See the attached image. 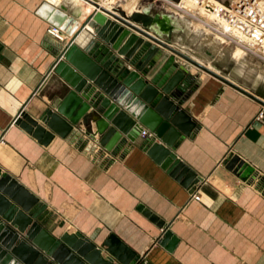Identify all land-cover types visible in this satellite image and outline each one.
<instances>
[{
	"label": "crops",
	"instance_id": "0c3cea01",
	"mask_svg": "<svg viewBox=\"0 0 264 264\" xmlns=\"http://www.w3.org/2000/svg\"><path fill=\"white\" fill-rule=\"evenodd\" d=\"M42 1L0 0V168L46 205L41 224L55 237L79 231L97 246L113 234L137 255L135 264H264V107L174 54L194 76L180 107L199 128L172 152L198 181L182 185L139 136L123 156L96 146L101 153L93 157L86 146L95 139L85 132H96L94 121L86 125L81 116L62 137L41 120L48 108L63 105L75 114L80 107L67 100L79 95L64 78L53 69L46 75L70 36L47 32L51 24L36 14ZM57 3L79 22L86 17L82 0ZM92 36L84 28L75 43L83 48ZM23 115L42 127L40 137L22 126ZM235 153L254 167L246 180L224 165ZM140 205L168 224L176 239L171 249L160 244L162 228Z\"/></svg>",
	"mask_w": 264,
	"mask_h": 264
},
{
	"label": "water",
	"instance_id": "95a60500",
	"mask_svg": "<svg viewBox=\"0 0 264 264\" xmlns=\"http://www.w3.org/2000/svg\"><path fill=\"white\" fill-rule=\"evenodd\" d=\"M85 1L98 10L82 22L66 12L64 6L46 0L36 9L37 15L70 36L46 75L53 69L64 78L79 95L72 93L67 100L72 97L73 105L80 104L75 114L72 109L64 113L63 105L57 111L48 108L41 120L62 137L72 131L73 123L81 116L86 125L94 121L99 145L111 155L120 156L129 151L144 126L157 139L145 140L146 153L182 185L196 183L195 172L172 152L182 136L192 137L199 128L180 107L194 76L174 54L263 107L264 98L172 46L173 33L183 28L171 12H155L147 6L127 14L123 9L108 10L97 0ZM84 28H90L93 36L79 48L75 39ZM159 47L171 53H161ZM21 111L22 108L18 114ZM21 124L39 137L43 134L42 127L30 117L23 115ZM224 165L242 180L254 171L236 153ZM45 207L37 196L0 168V264H135L138 259L113 234L100 246L79 231L53 236L39 221ZM138 209L162 228L159 242L171 249L176 239L168 224L149 209L141 205ZM103 251L106 256H102Z\"/></svg>",
	"mask_w": 264,
	"mask_h": 264
},
{
	"label": "rangeland",
	"instance_id": "374dc122",
	"mask_svg": "<svg viewBox=\"0 0 264 264\" xmlns=\"http://www.w3.org/2000/svg\"><path fill=\"white\" fill-rule=\"evenodd\" d=\"M105 1L107 2V0L102 2L106 3ZM142 1L114 0L112 5L113 8L126 12L127 9H137ZM148 2L151 4V10L169 11L184 19L193 28L189 34L183 30L172 36V43H178L184 53L204 65L212 66L218 73L235 79L247 90L264 98V49L260 50L262 52L257 51L258 48L254 46L244 45L248 43L247 39L242 40L244 42L242 43L228 36V32L221 33L213 21V15L207 9L195 5L192 0H187L186 5L178 0H146V3ZM217 35L220 39L216 37ZM216 38L221 49L223 48L221 53L218 52V48L211 45V39ZM218 54H221V57H218ZM86 151L93 154V157L101 153L95 145L86 146Z\"/></svg>",
	"mask_w": 264,
	"mask_h": 264
},
{
	"label": "built area",
	"instance_id": "2783aa9c",
	"mask_svg": "<svg viewBox=\"0 0 264 264\" xmlns=\"http://www.w3.org/2000/svg\"><path fill=\"white\" fill-rule=\"evenodd\" d=\"M192 1L198 7L211 11L213 15L218 17L221 22L224 23V25H226L230 30L242 34L246 38H249L255 43H257V51L263 49L264 0H235L233 3L228 4L227 6L223 4H215L211 0ZM47 32L50 35H53L54 37L58 38L59 40H62L64 37V32L52 25L47 28ZM261 114L262 110L259 112V115ZM85 133L88 134V131ZM88 136H90V138L93 137L95 139V146L101 147L98 143L99 137H97L96 132L90 131ZM138 136L148 141L156 140L155 133L143 127L139 131ZM191 197L196 201L200 200V194L197 190L192 191Z\"/></svg>",
	"mask_w": 264,
	"mask_h": 264
},
{
	"label": "bare ground",
	"instance_id": "6f19581e",
	"mask_svg": "<svg viewBox=\"0 0 264 264\" xmlns=\"http://www.w3.org/2000/svg\"><path fill=\"white\" fill-rule=\"evenodd\" d=\"M46 1H49L50 3H57V4H60V3H63V1L64 0H46ZM82 1H84L85 3H86V5H85V7H84V9H83V11H84V14H86V16L89 14V13H91V12H93V11H95V10H98L97 8H95V6L93 5V4H91V3H89L88 1H85V0H82ZM102 1H104V0H102ZM101 0H98V3H99V5L100 6H103V7H105L106 9H108V10H110L111 8H113L114 6L112 5V4H114V0H107V2L106 3H104V2H102ZM178 1H180L181 3H183V4H187L186 2H187V0H178ZM211 1H213V3H215V4H223V5H225V6H227L228 4H231V3H233L235 0H211ZM75 2H77V0H73V3H75ZM129 2H131V1H129ZM146 0H143L142 2H141V4H139L138 5V7H137V9H142V8H145V7H147V6H150L151 4L148 2V3H146ZM129 5V4H128ZM185 10V9H184ZM83 11L81 12V13H83ZM132 11V9H127V11H126V13L127 14H129L130 12ZM209 11V10H208ZM103 12V11H102ZM117 11H115V13H116ZM212 15H213V13L211 12V11H209ZM103 13H105V12H103ZM105 15H107V16H109V14L108 13H105ZM172 15H173V19H174V21L178 24V25H180L182 28H184L185 30H186V33H188L189 34V32L191 31V30H193V28L184 20V19H182L181 17L179 18L177 15H175V14H173L172 13ZM110 17V16H109ZM213 17H214V23L216 24V26H218L219 27V29H220V32L221 33H225V32H228V36L230 35V37H232V38H235V39H237V41L238 40H240V42H242V43H244L242 40H246L247 39V41H248V43H244V45H246V46H248V47H250V46H254V47H256V48H258V46H257V43H255L254 41H252L251 39H249V38H246L245 36H243L242 34H239V33H236V32H234V31H232V30H230L226 25H224V23H222L221 22V20L218 18V17H216V16H214L213 15ZM203 21H205V20H203ZM215 29V28H214ZM188 31V32H187ZM218 31V30H217ZM210 34V33H209ZM217 38H219L220 39V36H216ZM67 38V37H66ZM211 39V45L213 46V47H215V48H218L219 49V53H221V51H222V49H221V47H220V42L218 41V39ZM80 39V38H79ZM85 42V41H84ZM259 49H261V48H259ZM263 49H264V46H263ZM221 57V54H218V57ZM247 90V89H246ZM247 91H249V90H247ZM249 92H251V91H249ZM71 118H73L74 119V117L73 116H71ZM145 145V144H144ZM4 146V145H3ZM1 148V147H0ZM8 149V148H7ZM6 149V150H7ZM1 150V149H0ZM11 153V152H10ZM257 153V152H256ZM5 154V153H4ZM9 154V153H8ZM256 157V156H255ZM10 162V161H9ZM7 163H8V161H7ZM6 165H8V164H6ZM11 165V164H10ZM11 167V166H10ZM31 182V181H30ZM67 224V223H66ZM121 238V237H120ZM122 239V238H121ZM126 242V241H125Z\"/></svg>",
	"mask_w": 264,
	"mask_h": 264
}]
</instances>
